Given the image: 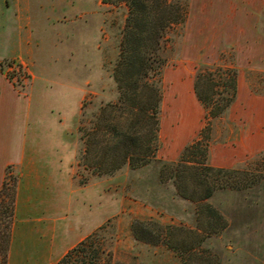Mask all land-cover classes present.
Returning <instances> with one entry per match:
<instances>
[{
  "label": "rangeland",
  "instance_id": "rangeland-1",
  "mask_svg": "<svg viewBox=\"0 0 264 264\" xmlns=\"http://www.w3.org/2000/svg\"><path fill=\"white\" fill-rule=\"evenodd\" d=\"M116 1L0 0V64L20 94L32 100L28 147L46 158L53 152L66 153L62 182L68 200L83 202L85 194L78 190L97 194L98 230L104 228L99 241L101 264H264V181L242 192L220 191L208 200L226 228L208 237L198 250L179 255L167 245L189 239L187 232L197 224L198 205L181 199L172 184L159 182L160 165L124 167L113 176L101 177L85 167L80 128H90L102 106L119 100L113 73L130 9L124 0ZM253 2L188 0L185 24L167 36L157 154L161 161L176 162L198 138L206 112L194 94L195 76L200 68L220 64L222 56L227 63L233 60L243 94L235 108L214 123L210 157L212 149L232 144L240 145L248 156L234 169L252 171L263 160L264 150L255 149L264 143V63H260L264 29H253ZM245 39L255 44L246 48L248 56L243 57L249 62L242 65L238 44ZM178 103L187 105L176 124L186 136L179 144L171 137L170 126ZM254 120L258 136L251 133ZM24 198L25 193L18 207L11 264H58L75 246L61 257L49 256L48 234L41 233L43 224L36 223L35 216H27ZM67 219L77 228V214L69 211ZM142 222L153 237L160 235L158 245L135 238L133 227ZM72 238L67 234L58 240L55 253Z\"/></svg>",
  "mask_w": 264,
  "mask_h": 264
},
{
  "label": "trees",
  "instance_id": "trees-1",
  "mask_svg": "<svg viewBox=\"0 0 264 264\" xmlns=\"http://www.w3.org/2000/svg\"><path fill=\"white\" fill-rule=\"evenodd\" d=\"M124 1L130 16L113 73L119 100L116 104L102 106L93 115L90 128H80L84 145L82 160L86 168L92 167L94 175L100 177L113 176L124 167L138 170L160 165L159 182L172 184L181 199L198 205L197 224L187 232L189 239L181 240L180 245H167L182 255L198 250L208 237L226 228V224H220L219 211L206 202L220 191L242 192L261 185L264 158L252 171L221 169L209 163L214 123L229 112L238 94V71L233 60L227 63L222 56L220 64L200 68L195 76L194 94L206 112L198 138L185 147L176 162L158 159L162 78L166 65L163 50L169 33L186 22L188 0ZM104 2L115 4L118 1ZM0 69L5 71L2 64ZM82 115L85 116V112ZM93 157L95 161L89 162ZM17 186L18 177L9 167L0 189V264H8ZM103 231L102 227L80 242L58 264H101L99 241L104 238ZM133 233L144 243L158 245L161 242L160 235L153 237L143 222L134 225Z\"/></svg>",
  "mask_w": 264,
  "mask_h": 264
},
{
  "label": "crops",
  "instance_id": "crops-1",
  "mask_svg": "<svg viewBox=\"0 0 264 264\" xmlns=\"http://www.w3.org/2000/svg\"><path fill=\"white\" fill-rule=\"evenodd\" d=\"M253 3L252 8L254 10L252 9L253 12L251 15L253 29H264V2L263 0H254ZM245 10L248 11V8H245ZM254 44L255 41H248V39L240 41V44H238L241 48L239 62L242 65L249 62L248 57H243L244 54L248 56L247 50L249 49L246 48H251L249 46ZM241 90V81L238 76L237 99L231 109L235 108L237 103L242 100L243 93H241ZM186 106L178 103L173 110V119L170 124L172 130L171 137L177 140V144L186 139L183 130L176 128L180 114L185 113L187 110ZM251 108L253 111L255 110L253 106ZM31 112V98L20 94L7 77V74L0 69V189L2 188L9 167H12L13 174L18 177L15 220L12 229L8 264H11L12 260L14 238L18 224V207L22 200V194L24 193L25 198L23 201L26 203L28 209L27 216L32 215V218L35 216L33 220L38 224H43L41 233L44 235L48 234L50 241L49 256L52 254L58 257H61L63 254L65 255L68 249L73 248L85 240L99 228V203L97 194L93 195L92 193L78 190L80 194H85L84 201L81 203L68 200L66 197L65 186L62 182L64 178V175H62V167L67 163L65 159L66 153L53 152L46 158V156H40L39 152L34 148L30 150L28 147ZM253 126L254 130L251 133L254 134L256 132L255 136H258L257 121H253ZM237 144L242 145L239 142ZM261 150H264V143L261 148L257 147L255 149L257 151L256 153ZM41 159H45L48 162L44 163L40 161ZM247 159L248 156L245 152L242 153V147L240 148V145L225 144L212 149L209 163L216 168L234 169L241 166ZM35 191L37 193L39 192V194L35 195ZM74 193L76 194V192H73L72 195ZM69 211L72 214H77V217H80L77 228H73L68 223L67 213ZM67 234L73 236L72 240L69 245L65 246L61 252L56 254L55 247L58 245V240H61L62 237L65 238Z\"/></svg>",
  "mask_w": 264,
  "mask_h": 264
}]
</instances>
